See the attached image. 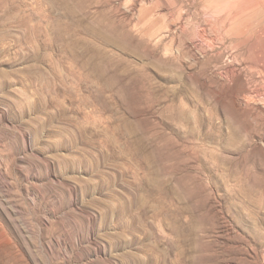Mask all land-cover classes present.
Returning <instances> with one entry per match:
<instances>
[{
	"label": "rangeland",
	"instance_id": "1",
	"mask_svg": "<svg viewBox=\"0 0 264 264\" xmlns=\"http://www.w3.org/2000/svg\"><path fill=\"white\" fill-rule=\"evenodd\" d=\"M263 89L264 0H0V264H264Z\"/></svg>",
	"mask_w": 264,
	"mask_h": 264
},
{
	"label": "bare ground",
	"instance_id": "2",
	"mask_svg": "<svg viewBox=\"0 0 264 264\" xmlns=\"http://www.w3.org/2000/svg\"><path fill=\"white\" fill-rule=\"evenodd\" d=\"M65 6H63V9H64V11L62 12V16L63 17H65V12H66V10H65ZM66 16H70V14H69V12H66ZM66 18V17H65ZM72 20V19H71ZM246 20V19H245ZM73 21L75 22H77L78 24L80 23V24H85L86 22L82 19V18H78L77 20H74L73 19ZM211 21V20H210ZM209 21V22H210ZM244 21V20H243ZM75 22V23H76ZM95 24H98L96 27H93V26H91V24H88L87 26H86V31H85V33H86V35H88V36H91V37H93L94 39H98V41H101V40H103V39H105V38H103L104 37V35H105V32H104V30H103V28H102V26H101V20H100V18L98 19V20H96V23ZM66 26H68V25H66ZM214 26V25H213ZM212 26V27H213ZM107 27V26H106ZM217 26H214V28H216ZM213 28V29H214ZM238 28H240V27H238ZM107 29V28H106ZM217 29V28H216ZM63 29L61 28V27H59V30H58V32L56 33V36H55V39L56 40H59V41H63L64 39H65V35H66V33L65 32H63L62 31ZM110 30H112V29H110ZM183 30V29H182ZM109 30H107V33H109L108 32ZM112 33V32H111ZM107 35V34H106ZM113 35V34H112ZM203 35V34H202ZM114 36V35H113ZM113 36H111V37H113ZM204 36V35H203ZM110 37V36H109ZM108 37V38H109ZM202 37V36H201ZM75 40H78L77 41V45H80L81 47H83V49L81 50V51H78L77 49H75V48H71V50H69L68 51V53H65L64 52V50H63V48L62 49H59L58 50V53H59V55H61V56H63L64 58L66 57V56H68V55H70L72 58H74V59H78V58H82L84 61H85V65H86V67L89 69L88 71H90V72H92L93 74H94V76L95 77H97V78H101L102 76H103V74H104V72H105V70H106V68L107 67H109V66H111V65H116L117 63H119V61H120V64H123V65H125V66H127V64H125L126 63V60L125 59H119L118 61L116 60V59H114V58H112L110 55H108L107 54V52H106V50L104 49V48H102L100 45H95L94 43H92L91 41H87L86 39H85V37H79V38H74ZM117 40V39H116ZM104 42V41H103ZM105 42H106V40H105ZM117 42H115V44H116ZM107 44H109V43H107ZM122 45V44H121ZM210 47V46H209ZM120 48V47H119ZM191 51V50H190ZM182 52V54H183V51H181ZM193 52V51H192ZM111 55H113L112 53H111ZM180 55H181V53H180ZM196 56V55H195ZM168 60H170V59H168ZM166 63H167V61H166ZM127 67H129V66H127ZM127 67H125V68H127ZM86 68V69H87ZM130 70V69H129ZM138 72H141V74H146V69H145V67H139L138 69H136ZM232 71V70H231ZM109 73V72H108ZM232 74V73H231ZM222 76V75H221ZM222 78V77H221ZM218 81L219 82H221V83H224V81H222V79H219L218 78ZM228 81V80H227ZM247 86H249V85H247ZM255 87V86H254ZM257 89V88H256ZM264 90V89H263ZM258 93V92H257ZM263 96V95H262ZM247 97H248V95H244V94H241L240 95V101L242 102L241 104H245V103H247ZM253 97V96H252ZM239 99V98H238ZM252 100V99H251ZM250 100V101H251ZM254 101V100H253ZM252 102V101H251ZM256 102V101H255ZM183 112V109H180L179 111H178V115L179 114H181ZM184 113V112H183ZM48 117V116H47ZM53 117V116H52ZM51 117V118H52ZM184 117V116H183ZM50 118V117H49ZM51 118H50V120H51ZM180 118H182V116H180ZM40 125H42V124H40ZM40 125H39V127H40ZM43 126V125H42ZM42 130V129H41ZM40 130V131H41ZM40 131H39V128H36L34 131H33V136H34V138H35V140H37L38 139V137H39V133H40ZM65 138V140L67 141V137H64ZM60 164H61V166L64 168V169H68L69 167H68V164L67 163H65V161H63V160H60Z\"/></svg>",
	"mask_w": 264,
	"mask_h": 264
}]
</instances>
